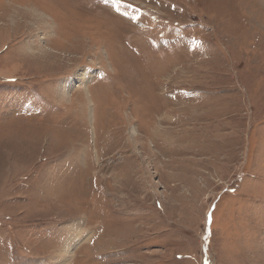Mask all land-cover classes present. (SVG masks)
<instances>
[{"label": "rangeland", "instance_id": "obj_1", "mask_svg": "<svg viewBox=\"0 0 264 264\" xmlns=\"http://www.w3.org/2000/svg\"><path fill=\"white\" fill-rule=\"evenodd\" d=\"M0 264H264V0H0Z\"/></svg>", "mask_w": 264, "mask_h": 264}, {"label": "bare ground", "instance_id": "obj_2", "mask_svg": "<svg viewBox=\"0 0 264 264\" xmlns=\"http://www.w3.org/2000/svg\"><path fill=\"white\" fill-rule=\"evenodd\" d=\"M148 190V189H147Z\"/></svg>", "mask_w": 264, "mask_h": 264}]
</instances>
